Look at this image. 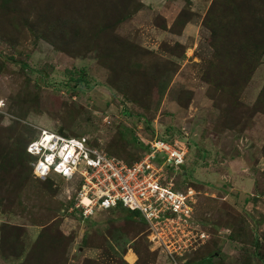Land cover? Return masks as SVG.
Instances as JSON below:
<instances>
[{
	"label": "rangeland",
	"instance_id": "1",
	"mask_svg": "<svg viewBox=\"0 0 264 264\" xmlns=\"http://www.w3.org/2000/svg\"><path fill=\"white\" fill-rule=\"evenodd\" d=\"M42 131L126 164L182 141L187 221L159 246L122 209L72 208L80 176L23 152ZM200 262L264 264V0H0V264Z\"/></svg>",
	"mask_w": 264,
	"mask_h": 264
},
{
	"label": "built area",
	"instance_id": "2",
	"mask_svg": "<svg viewBox=\"0 0 264 264\" xmlns=\"http://www.w3.org/2000/svg\"><path fill=\"white\" fill-rule=\"evenodd\" d=\"M27 152L33 157L31 168L36 177L80 176L72 208H81L84 215L115 209L118 205L136 211L148 226V232L153 231L149 239H158L159 246L164 244L163 236L166 237L161 225H170L167 231L172 237L173 225L186 222L189 217L186 212L191 190L187 194L181 192L171 176L185 162L187 150L182 141L156 138L148 143L141 160L131 165L108 155L85 137L62 136L57 132L42 131L28 144ZM158 226L162 232H158ZM165 251L172 256L167 246Z\"/></svg>",
	"mask_w": 264,
	"mask_h": 264
},
{
	"label": "trees",
	"instance_id": "3",
	"mask_svg": "<svg viewBox=\"0 0 264 264\" xmlns=\"http://www.w3.org/2000/svg\"><path fill=\"white\" fill-rule=\"evenodd\" d=\"M39 134V133H38ZM38 134L35 136V137H33V138H29L26 142H25V145H24V147H23V152H25L26 153V155H27V157L29 158V159H33V157L27 152V147H28V144L31 142V141H33V139H37V136H38ZM59 134V133H58ZM61 135V134H60ZM62 136H66V135H62ZM70 137H73V136H70ZM161 139H163V138H161ZM164 140H166V141H172L171 139H164ZM148 150V145L145 147V151H144V153H146V151ZM9 152L10 153H13V154H15V153H17V155H16V159L18 160L19 158H18V152H17V150L14 148V147H11V149H9ZM109 155V154H108ZM111 156V155H110ZM128 165H131V164H128ZM183 167V166H182ZM31 170H32V168H31ZM44 180H49V177H47V178H45ZM177 187H179V185H177ZM115 209H122L123 211H126V212H128V217L127 218H137L138 219V221H140V223L141 224H144L145 225V223H144V221H143V219L141 218V216L138 214V212H136V211H130V210H128V209H126V208H124V207H122L121 205H118ZM191 264H204L203 262H200V263H191Z\"/></svg>",
	"mask_w": 264,
	"mask_h": 264
},
{
	"label": "bare ground",
	"instance_id": "4",
	"mask_svg": "<svg viewBox=\"0 0 264 264\" xmlns=\"http://www.w3.org/2000/svg\"><path fill=\"white\" fill-rule=\"evenodd\" d=\"M47 139H49V138H47ZM84 203H87V200H84Z\"/></svg>",
	"mask_w": 264,
	"mask_h": 264
}]
</instances>
